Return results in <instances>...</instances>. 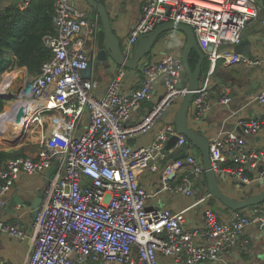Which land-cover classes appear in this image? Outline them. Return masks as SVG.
<instances>
[{
  "label": "built area",
  "instance_id": "built-area-1",
  "mask_svg": "<svg viewBox=\"0 0 264 264\" xmlns=\"http://www.w3.org/2000/svg\"><path fill=\"white\" fill-rule=\"evenodd\" d=\"M30 1L19 0L18 4L26 7ZM54 5V33L43 37L50 55L39 72L18 84L16 75L9 72L12 65L0 73V93L14 95L0 111V133L8 122L20 127V135L13 137L28 141L35 136L39 143L35 154L9 158L0 165V206L5 205L6 193L22 174L45 173L54 164L31 224L32 247L26 264H159V255L171 256L173 264H197L218 259L248 226L264 225V203L253 207L251 214L235 211L226 220L207 208L202 224L193 229L183 226L186 208L147 204L150 193L138 174L151 164L155 168L165 142L177 134L174 123L158 122L188 91L186 84L180 85L181 57L167 52L146 61L139 85L128 91L121 89L124 70L119 68L105 92L96 95L97 79L85 76L83 70L90 50L92 55L96 52L99 16L72 0H55ZM258 12L256 0H142L138 19L123 46L131 54L140 35L164 21L178 20L192 26L212 70L220 57L227 63L253 67L262 64L263 57L221 46L239 44L245 26ZM209 44L212 50H207ZM160 80L164 90L153 97ZM209 89L207 74L189 105L195 119L209 107ZM230 99L225 92L219 102ZM144 100L151 104L134 119ZM256 100L264 103V90ZM20 106L23 114L17 121ZM131 120L136 121L129 123ZM156 124L160 127L152 142L136 147L129 144V137L149 132ZM238 124L241 132L230 130L210 140V163L215 172L247 184L259 164L264 171V149L248 146L246 139L259 132L261 121L241 118ZM185 141L186 136L178 134L176 145L183 146ZM185 165L195 175L204 173L202 161L187 154L163 166L165 188L187 195L194 192L189 178L180 182L170 178ZM0 230L18 238L27 235L17 220L0 219ZM0 264L5 262L0 260Z\"/></svg>",
  "mask_w": 264,
  "mask_h": 264
},
{
  "label": "crops",
  "instance_id": "crops-1",
  "mask_svg": "<svg viewBox=\"0 0 264 264\" xmlns=\"http://www.w3.org/2000/svg\"><path fill=\"white\" fill-rule=\"evenodd\" d=\"M72 1L81 7H88L94 13L85 0ZM101 1L108 8L113 30L123 41L133 23L138 19L142 0ZM18 3L19 0H0V9ZM257 4L259 6L257 17L249 21L243 30V35L245 34L243 40H248L250 45L244 46L242 52L250 56L263 57L264 59V0H257ZM185 40L186 36L182 31H163L158 36L151 52L135 69L118 65L111 59L99 61L95 57L96 52L94 51L92 55L90 50V58L92 59L90 76L98 81L95 94L100 96L105 92L106 87L119 68H123L124 70L121 85L123 91H128L139 85L142 79V66L144 61L159 58L167 52L177 54L181 51ZM224 48L235 51V46L229 44L221 46V49ZM197 60L198 58H196L195 64ZM211 70V62L205 53V59L201 64L199 82L203 80L205 75L209 74V107L197 119L189 112V125L206 134L211 140L214 137L224 135L230 130L241 132L238 124L239 119L256 117L261 121V129L254 135L246 136L247 145L264 149V103L256 100V96L264 90V60L262 64L248 67L242 62H224L223 58L220 57L216 60L213 70ZM9 72H13L16 75L15 84L20 83L23 78L33 74L24 65H12ZM181 82L187 84L184 70L182 72ZM163 90V82L160 80L154 89L153 97L162 94ZM225 92L231 95V99L226 103L219 102L221 94ZM179 101L169 106V109L158 122V124L160 123L159 125L163 122L174 123ZM6 103L5 101L4 106ZM150 104L151 100H144L141 107L135 112L134 119L138 118ZM196 120H200V123L192 124ZM134 121L136 120H131L129 123ZM158 124L149 132L129 137V144L132 147H136L152 142L160 127ZM19 129L20 127L16 125L10 126V129L7 131L10 133L11 138L9 141L11 142H0V148L5 150H22L23 155L35 154L39 147L38 140L35 136L33 138L31 137L32 139L30 138L28 141H12L15 138L13 136L19 133ZM192 146L186 138L183 146L179 147L175 144L166 149L164 153L161 152L156 158L154 169L151 164L150 167L145 168L138 174L139 182L150 193L147 204L155 207H169L173 210L186 208L183 226L188 229H193L195 226L201 225L205 210L207 208L213 209L214 205L216 209L213 210L216 211L221 219H229L235 213L234 210L229 209L218 199L208 194L204 173L195 175L191 172V168L188 165L177 169L171 180L173 182H180L184 177L189 178L194 188L192 194L187 195L181 192H173L163 186V166L184 152L193 154ZM251 175L253 180L247 183L244 189L251 190L250 192L262 190L264 184H261L260 180L263 172H260L257 168L251 172ZM46 181L47 177L45 173L22 174L5 195L6 203L4 206H0V219L6 221L17 220L27 230L25 238H18L0 230V260L4 261L5 264L27 263L30 248L32 247L31 224L34 217L32 208L24 204L23 200L33 199L36 193L40 189H43ZM239 189L241 190L242 187H239ZM230 194L237 196L232 191ZM202 197L203 199H201ZM255 206L258 207L260 204L249 205L237 211L248 215L251 214ZM227 262L233 264H264V229L259 227L258 224L248 226L244 233L239 236L235 244L227 252L222 253L218 259L205 260L197 264H225ZM159 264H173V259L171 256L159 255Z\"/></svg>",
  "mask_w": 264,
  "mask_h": 264
},
{
  "label": "water",
  "instance_id": "water-1",
  "mask_svg": "<svg viewBox=\"0 0 264 264\" xmlns=\"http://www.w3.org/2000/svg\"><path fill=\"white\" fill-rule=\"evenodd\" d=\"M86 3L95 10L98 14L101 26L98 29L97 39H96V54L97 60H108L111 59L118 65L124 66L126 68L135 69L138 64L145 59V57L153 49L158 36L163 31L173 30L175 32L182 31L185 33L186 40L180 52L176 55L181 57L184 72L187 78L188 91L181 98L175 118L174 124L176 127L177 134H172L165 146L162 148V152L169 147L176 144L178 140V134H183L186 136L189 144L192 146V152L196 159H200L204 168V175L206 178L207 191L209 195L218 199L222 204L231 210L237 211L239 209L245 208L249 205L261 204L264 202V188L258 192H250L251 190L244 189L246 183L238 179L232 178L226 173H217L213 170L210 163V139L206 134L193 128L189 125V105L191 99L194 96L195 90L199 85L201 64L205 59V51L199 47L195 33L192 26L188 23H183L178 20H168L156 25L149 32L139 36L137 42L134 43L132 48V53H128L123 46V41L119 38L116 32L112 28L111 17L108 12V8L105 3L101 0H85ZM245 37V34L243 35ZM248 40H242L239 44L235 45V51L242 52L244 46H249ZM213 45L209 44L207 50H212ZM194 49L198 54V60L194 67H191L189 62V56L191 50ZM92 59L90 58L88 66L83 70L85 76H90L91 74V64ZM145 63V61L143 62ZM183 82L180 83L182 85ZM14 95L11 93H0V97L5 100H9ZM23 114V107L20 106L16 115V120L21 119ZM200 123V120L192 122V124ZM18 138L13 141L16 142ZM187 155L186 152L181 154L177 158H183ZM54 164L47 168L45 171L46 177H48L52 170ZM258 170L263 172V176L260 180L261 184H264V171L262 164H259ZM175 172L171 174L170 178H173ZM239 187H242L240 190ZM264 187V186H263ZM234 192V196L230 192ZM42 199V190L40 189L33 199L23 200V203L32 208L33 217L37 212V206ZM216 209V206H213ZM264 229V225H258Z\"/></svg>",
  "mask_w": 264,
  "mask_h": 264
},
{
  "label": "trees",
  "instance_id": "trees-1",
  "mask_svg": "<svg viewBox=\"0 0 264 264\" xmlns=\"http://www.w3.org/2000/svg\"><path fill=\"white\" fill-rule=\"evenodd\" d=\"M54 1L31 0L26 7L12 4L0 9V73L11 65H24L33 74L39 72L42 61L50 55L43 37L46 33H54ZM196 58L198 54L192 49L191 67L195 66ZM4 104L5 99L0 97V111ZM20 155H23L22 150L0 148V165Z\"/></svg>",
  "mask_w": 264,
  "mask_h": 264
},
{
  "label": "bare ground",
  "instance_id": "bare-ground-1",
  "mask_svg": "<svg viewBox=\"0 0 264 264\" xmlns=\"http://www.w3.org/2000/svg\"><path fill=\"white\" fill-rule=\"evenodd\" d=\"M2 118H3V116H2ZM5 125H7L6 128H5V130L2 133H0V142H11V141H9L10 138H11L10 137V133L7 131V130L10 129V126L8 125V122H6ZM14 139H12V141Z\"/></svg>",
  "mask_w": 264,
  "mask_h": 264
},
{
  "label": "rangeland",
  "instance_id": "rangeland-1",
  "mask_svg": "<svg viewBox=\"0 0 264 264\" xmlns=\"http://www.w3.org/2000/svg\"><path fill=\"white\" fill-rule=\"evenodd\" d=\"M258 1H259V0H258ZM256 2H257V0H256ZM100 26H101V25H100ZM100 26H99V27H100ZM86 124H87V123H86V121H85V122H84V126H86ZM15 146H16V145H15Z\"/></svg>",
  "mask_w": 264,
  "mask_h": 264
}]
</instances>
